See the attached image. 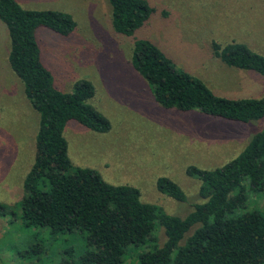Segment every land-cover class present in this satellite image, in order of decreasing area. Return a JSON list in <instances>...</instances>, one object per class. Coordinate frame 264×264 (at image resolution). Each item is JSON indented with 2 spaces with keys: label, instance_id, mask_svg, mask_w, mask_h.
<instances>
[{
  "label": "trees",
  "instance_id": "1",
  "mask_svg": "<svg viewBox=\"0 0 264 264\" xmlns=\"http://www.w3.org/2000/svg\"><path fill=\"white\" fill-rule=\"evenodd\" d=\"M107 2L114 32L132 39V66L159 104L236 123L264 122V96L218 95L177 67L154 42L135 37L154 10L148 0ZM0 22L9 36V66L39 120L35 158L24 177L22 197L15 206L0 202V217L9 224L18 218L36 230L35 237L40 228L47 229L46 238L29 246L32 258L55 252L53 244L66 243L67 236H78L85 240V249L75 256L71 246H61L52 264H124L127 259L128 264L264 263V205L254 201H264V126L222 165H188L185 174L199 181L201 200L183 217L171 214L143 201L134 185L110 183L97 170L70 159L64 135L69 121L96 132L110 128L106 116L87 102L95 92L92 82L79 79L64 92L42 58L39 29L68 36L76 26L73 16L0 0ZM212 51L230 67L264 76V56L245 43L213 41ZM156 187L177 201L187 200L185 191L167 176L157 177ZM157 228L164 233L161 244Z\"/></svg>",
  "mask_w": 264,
  "mask_h": 264
},
{
  "label": "rangeland",
  "instance_id": "2",
  "mask_svg": "<svg viewBox=\"0 0 264 264\" xmlns=\"http://www.w3.org/2000/svg\"><path fill=\"white\" fill-rule=\"evenodd\" d=\"M17 1L29 9L68 12L76 21L68 36L46 28L38 31L43 61L58 88L68 92L79 79L91 81L95 92L87 102L110 122L106 132L90 130L74 120L67 123L64 135L73 164L97 170L110 183L134 185L143 201L185 216L201 200L199 181L185 174L186 167L222 165L264 126L262 120L236 123L159 104L148 82L132 66V39L114 32L107 0ZM148 1L154 10L136 31V38L154 42L177 67L218 95L264 96L263 75L230 67L212 51L213 41L221 45L236 41L264 56V0ZM9 44L0 22V202L15 206L34 162L39 120L9 66ZM159 176L179 184L187 200L180 202L161 193L156 187ZM254 201L264 205L263 199ZM40 229L35 237L36 230L23 226L18 218L9 224L0 217V264H52L58 261L61 246H71L75 256L86 247L84 239L67 236L66 243L53 244L55 252L32 258L29 246L48 236L46 228ZM156 235L161 244L163 230L157 228Z\"/></svg>",
  "mask_w": 264,
  "mask_h": 264
}]
</instances>
